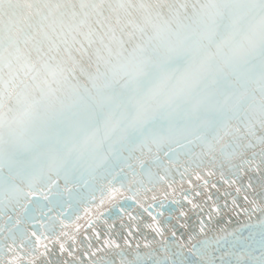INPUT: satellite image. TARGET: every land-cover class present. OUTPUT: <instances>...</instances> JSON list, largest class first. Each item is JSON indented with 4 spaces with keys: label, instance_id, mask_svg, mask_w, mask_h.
<instances>
[{
    "label": "water",
    "instance_id": "1",
    "mask_svg": "<svg viewBox=\"0 0 264 264\" xmlns=\"http://www.w3.org/2000/svg\"><path fill=\"white\" fill-rule=\"evenodd\" d=\"M195 2L0 0V264H264V62L198 104L147 100L154 67L122 75ZM26 64L72 107L13 123Z\"/></svg>",
    "mask_w": 264,
    "mask_h": 264
},
{
    "label": "snow or ice",
    "instance_id": "2",
    "mask_svg": "<svg viewBox=\"0 0 264 264\" xmlns=\"http://www.w3.org/2000/svg\"><path fill=\"white\" fill-rule=\"evenodd\" d=\"M247 7L264 13V0H251L241 5L238 0H196L191 13L173 21L154 26L150 38L156 58L145 56V48L125 66L122 75L127 83L135 85L154 67L157 75L146 93L147 100L173 105L178 101L198 104L204 96L231 78L240 80L251 72V62H264V15L258 27L247 31L240 27V9ZM174 25V26H173ZM223 27V31L221 28ZM184 58L182 68L169 67L177 58ZM33 73L34 87L22 97V109L13 123L24 126L39 119L45 122L51 116L72 107L57 96L60 73L48 65L35 68L26 64ZM0 115V127L4 126Z\"/></svg>",
    "mask_w": 264,
    "mask_h": 264
}]
</instances>
